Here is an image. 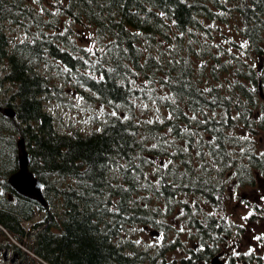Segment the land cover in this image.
<instances>
[{
	"label": "trees",
	"instance_id": "16d2710c",
	"mask_svg": "<svg viewBox=\"0 0 264 264\" xmlns=\"http://www.w3.org/2000/svg\"><path fill=\"white\" fill-rule=\"evenodd\" d=\"M55 6L43 19L32 2L0 0L6 61L0 87L8 83L0 105L14 110L12 117L0 110V237L7 243L1 251L14 246L20 264H208L235 237L233 222L210 209L225 203L226 184L216 174L233 168L250 185L255 171H264V151L236 132H264V104L256 97L264 65L259 71L254 63L264 53V0H56ZM5 20L34 37L10 43ZM74 23L100 46L77 45ZM47 56L65 65V78L109 105L99 128L55 126L44 101L54 98L56 86L39 69ZM145 100L166 113L140 118L137 105ZM20 136L48 206L7 182L18 167ZM179 208L185 239L144 247L126 233L147 225L163 237L172 231L166 217ZM252 208L247 221L257 219ZM37 209L42 219L26 228ZM179 246L178 260L169 259L167 251Z\"/></svg>",
	"mask_w": 264,
	"mask_h": 264
},
{
	"label": "rangeland",
	"instance_id": "374dc122",
	"mask_svg": "<svg viewBox=\"0 0 264 264\" xmlns=\"http://www.w3.org/2000/svg\"><path fill=\"white\" fill-rule=\"evenodd\" d=\"M32 5L37 8L40 12L43 13V19L48 18V13H45L46 10L49 12H54L57 7L55 6L56 0H41L37 3V0H31ZM58 20V29L60 32H65V15L59 16ZM62 22H64L62 24ZM5 32L10 39V43L16 41H23L31 38V31H27L25 27L17 23H11L10 20H5L2 24ZM233 24H229L227 27L224 25V31H230L233 27ZM73 33L72 40L78 45L81 44L83 47H89L93 49L94 47H99V42L93 34L83 27L80 24H71L70 25ZM56 28H49V33L55 31ZM216 33V32H215ZM219 34V32L217 33ZM232 37H237V32H232ZM234 52V51H233ZM264 57V53L255 57L254 63L258 64L259 58ZM48 61H42L39 64V69L41 73L48 78L49 84L55 85L56 89H53L54 98L44 101L45 108L54 116L55 126L61 131H78L80 133H87L93 129L99 128L104 120L106 119V112L110 111V107L106 103H102L96 99H93L92 96H95L96 93L88 88L87 85L83 83H77L73 81V78H65V65L62 62L54 59L53 57H48ZM261 61V60H260ZM264 62V60H262ZM6 68V61L0 57V77L4 74ZM261 82V81H260ZM248 83V82H245ZM7 84L4 83L0 87V97L7 94ZM263 84L261 83V87ZM261 91V94L259 93ZM56 94V95H55ZM256 97L258 98L260 104H264V88L258 89ZM166 109L156 103L153 100L139 102L137 105V114L140 118L152 119L160 118ZM254 113L258 114V108H254ZM239 135L244 137L241 141H245V137L248 136V140H253L256 144V148L264 150V132L259 131L256 134H253L250 130L238 129L236 131ZM255 140V141H254ZM245 145L242 143L240 148L243 149ZM209 159V158H208ZM156 160V159H155ZM211 160L209 159V162ZM242 162V161H241ZM241 172V171H240ZM240 172L234 171L233 168L224 170L221 173H217L216 177L222 179L225 184V203L219 210H214L210 208L215 214L223 216L225 219H229L233 222L232 228L236 232H240L242 236L241 242L244 243V249L247 253V249H254L258 257L249 260L250 264H264V220L257 218L254 221H247V217L253 212V206L256 205L262 207V209H257L254 211V214H263L264 216V187L259 186L257 180L253 184L240 183L237 175H240ZM216 173V172H215ZM255 185V186H254ZM234 193L233 196H230V193ZM256 209V208H255ZM181 213V209H178V212L166 217L165 221L169 223L168 227L172 229L171 232L167 231L165 236H159L157 234H151L150 229L157 230L153 226L147 225H137L134 227H128L127 234L131 235L132 238L137 240L140 245L146 247V244L158 245L163 239H176V235L179 236V239H185L187 237L186 228L183 225L182 221L178 219V214ZM250 213V214H249ZM249 214V215H248ZM44 215V211L37 209L35 214L32 216V219L26 220L23 222V225L28 228L35 221L41 220ZM174 230V231H173ZM159 231V230H157ZM233 231L232 239H235L239 234ZM259 237V239H257ZM231 238V237H230ZM237 240H234L236 243ZM229 243L224 244L225 248L231 250L235 243L228 241ZM20 245V244H19ZM23 248L24 245L21 244ZM180 248L176 247L175 250L169 252L167 251V256L169 259L177 258L183 252L178 250ZM238 248V245H237ZM26 249V248H25ZM227 249V250H228ZM248 254V253H247ZM12 254H8L11 256ZM2 252L0 253V264H4V259L1 257ZM10 261V259H9ZM39 264L38 262L31 261V264ZM142 264V263H140Z\"/></svg>",
	"mask_w": 264,
	"mask_h": 264
},
{
	"label": "water",
	"instance_id": "95a60500",
	"mask_svg": "<svg viewBox=\"0 0 264 264\" xmlns=\"http://www.w3.org/2000/svg\"><path fill=\"white\" fill-rule=\"evenodd\" d=\"M0 110L8 116L14 115V110L9 106L0 105ZM30 155L26 149L24 138L17 139V163L18 167L7 177L8 184L18 193L38 201L42 206H47V199L43 194V183L34 175L29 168ZM150 233H158L153 229ZM210 264H223L219 259V254L210 259Z\"/></svg>",
	"mask_w": 264,
	"mask_h": 264
},
{
	"label": "flooded vegetation",
	"instance_id": "af4514ba",
	"mask_svg": "<svg viewBox=\"0 0 264 264\" xmlns=\"http://www.w3.org/2000/svg\"><path fill=\"white\" fill-rule=\"evenodd\" d=\"M27 3H30L31 0H26ZM34 37L33 33L31 34V38L32 39ZM259 62H258V70L260 71L264 65V62H262V60H264V57H260L259 58ZM260 89V87H259ZM259 93L261 94V91L259 90ZM261 151H264L262 148L260 149ZM255 174L257 176V181L259 182V186L262 188L264 187V171H255ZM234 193H230L229 195L230 196H233ZM263 195H264V189H263ZM256 210L257 209H262V207L256 205L255 206ZM259 216L256 217L261 219V220H264L262 218L263 214H258ZM262 224H264V222H261ZM264 229V228H263ZM239 235L235 238V239H232V240H237V244L235 242H232V243H235V245H238V248H237V251L234 250L233 248L229 251V249H223L222 251H219V255H220V260L222 261L223 260V264H250L249 262L246 261V253L244 250L241 249V247L244 249V243L241 242V238L242 236L240 237L241 233L239 232L238 233ZM2 240L4 241V239L2 238ZM0 243H1V237H0ZM4 244H7L6 242H4ZM1 245V244H0ZM0 253H1V249H0ZM19 252L13 247V246H8L6 250H4L2 252V258L4 259V264H20L22 263V261L20 259H18L19 257H16V255L18 254ZM8 254H12L11 256H8ZM258 257V255L256 256ZM10 259V261H9Z\"/></svg>",
	"mask_w": 264,
	"mask_h": 264
},
{
	"label": "bare ground",
	"instance_id": "6f19581e",
	"mask_svg": "<svg viewBox=\"0 0 264 264\" xmlns=\"http://www.w3.org/2000/svg\"><path fill=\"white\" fill-rule=\"evenodd\" d=\"M255 186V185H254ZM15 191V190H14ZM16 192V191H15ZM43 211V210H42ZM9 239L11 240V242H13L14 244H16V245H18L20 248H22L23 250H25L26 252H29L27 249H25V248H23L22 246H21V244L20 243H17V242H15V240H13V238L12 237H9ZM4 242H5V240L3 241L2 240V238H1V243L0 244H4ZM20 244V245H19ZM12 246V245H11ZM14 247V246H13ZM15 248V247H14ZM29 253H31V252H29ZM32 254V253H31ZM47 264V263H46Z\"/></svg>",
	"mask_w": 264,
	"mask_h": 264
},
{
	"label": "snow or ice",
	"instance_id": "6c2138e0",
	"mask_svg": "<svg viewBox=\"0 0 264 264\" xmlns=\"http://www.w3.org/2000/svg\"><path fill=\"white\" fill-rule=\"evenodd\" d=\"M91 49H89V51H90ZM262 155H264V154H262ZM165 167H167V165H165ZM257 239H259V237H257Z\"/></svg>",
	"mask_w": 264,
	"mask_h": 264
}]
</instances>
